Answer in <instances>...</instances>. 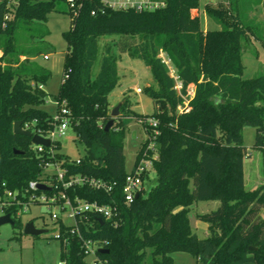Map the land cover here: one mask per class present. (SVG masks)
Masks as SVG:
<instances>
[{
    "label": "trees",
    "instance_id": "1",
    "mask_svg": "<svg viewBox=\"0 0 264 264\" xmlns=\"http://www.w3.org/2000/svg\"><path fill=\"white\" fill-rule=\"evenodd\" d=\"M58 1L18 0L14 6H8L7 0L0 2V198L7 191L20 194L51 161L49 148L39 153L31 138L14 133L16 122L37 119L48 128L51 120L41 109L43 86L51 72L31 62L41 52L18 46L16 30L46 22L57 12ZM153 1L165 5L139 12L113 9L103 0H76L74 8L69 4L71 28L63 33L68 45L63 68L66 80L58 92L57 109L63 103L69 109L70 127L87 152L80 163H69L70 157L61 153L62 144L57 142L55 157L65 161L69 174L118 183L111 195L88 187L69 188L65 193L71 200L115 201L120 209L117 226L97 220L89 230L81 225V231L86 238L105 242L109 254L101 256L109 264H177L172 257L176 252L192 255L196 264H264V186L247 190L244 175L245 126L256 129L254 148L261 151L264 168V74L243 78L241 52L248 36L264 42L262 28L249 17L253 5L243 13L238 0H229L233 9L229 18L224 7L206 6L207 15L221 29L205 31L200 0ZM105 36L138 38L132 49L135 58L146 64L158 83L157 90L145 89L156 110L144 118L158 121L159 134L154 139L158 156L153 160L156 184L147 195L143 189L129 204L122 195L128 174L125 132L117 124L106 131L108 98L119 73L118 58L109 45L100 56V39ZM160 51L182 81V95L188 96V87H195L182 114L177 109L185 101L175 90ZM145 127L153 135V129ZM149 143L147 138L135 166ZM152 155L149 151L148 157ZM148 175L143 176V183ZM199 201L221 203L217 210L198 215L208 224L204 239L192 230L189 220L191 206ZM19 208L3 210L14 220V227L23 228L21 218L15 217ZM60 229L65 232L67 228L61 224ZM61 247L62 262L86 264L77 238H72L67 249L62 243Z\"/></svg>",
    "mask_w": 264,
    "mask_h": 264
},
{
    "label": "rangeland",
    "instance_id": "2",
    "mask_svg": "<svg viewBox=\"0 0 264 264\" xmlns=\"http://www.w3.org/2000/svg\"><path fill=\"white\" fill-rule=\"evenodd\" d=\"M4 0H0L2 2ZM18 0H7L8 6L16 5ZM202 6L208 4L212 7L222 6L227 11L229 18L233 12L229 6V0H216L210 3L209 0H200ZM259 3L257 4L256 2ZM240 7H244L243 13L247 12L250 3L253 7L249 17L258 24L264 37V0H238ZM69 0H59L57 12L50 14L46 22H36L30 25H22L16 30L18 46L25 49L39 50L31 62L51 72V77L43 86L45 92V103L41 109L51 116L56 114L58 108L57 96L63 82L64 59L68 49L63 33L71 28V17L67 14ZM201 24L206 28L204 16L201 17ZM221 26L213 22L208 27L216 30ZM48 33V34H47ZM47 34V35H45ZM264 39V38H263ZM140 42L138 38L102 37L100 39V56L106 52L109 45L111 53L118 58L119 82L109 95V114L112 119V111L118 107V115L114 118L113 127L117 124L125 132L124 155L127 172L135 169V161L143 144L148 138V131L144 124L145 116H151L156 110L155 101L145 92L148 87L158 89V83L153 77L151 70L138 58H135L133 48ZM126 48H129L127 50ZM125 50V52H122ZM242 59L244 65L243 78L250 79L264 74V42L257 41L253 36H248L241 45ZM0 53L1 49H0ZM25 58L23 57L22 60ZM100 61L93 69L98 74ZM174 69V67H172ZM136 89H141L137 93ZM158 106V105H157ZM168 113H172L167 108ZM136 114L142 115L139 119ZM244 147L247 151L245 157L244 175L245 187L252 191L264 186L263 156L260 150L254 148L256 129L252 126H245L243 130ZM62 150L71 160H77L86 154V148L77 139V135L70 127L65 136L61 139ZM52 168L49 169L51 171ZM148 179L144 181V190L148 192L156 184V173L152 165H149L147 172ZM220 201H199L195 202L189 212V220L192 230L199 238L208 236V224L198 218L200 214L210 213L220 207ZM59 209L39 205L32 206L21 215L23 228L14 227L11 224L0 226V264H61L62 247L56 239L57 229L52 221V213ZM5 215L0 202V217ZM264 217V209L262 211ZM28 222H33L37 229L46 232L39 236L24 233V227ZM69 223L70 220L67 219ZM177 264H196V259L184 252L172 254ZM201 264V263H199Z\"/></svg>",
    "mask_w": 264,
    "mask_h": 264
},
{
    "label": "built area",
    "instance_id": "3",
    "mask_svg": "<svg viewBox=\"0 0 264 264\" xmlns=\"http://www.w3.org/2000/svg\"><path fill=\"white\" fill-rule=\"evenodd\" d=\"M211 1L214 2L215 0ZM103 2L113 9H134L139 12L153 11L165 5L163 2L153 0H103ZM69 4L72 8L76 7V0H69ZM159 57L175 80V90L185 101V104L179 106L177 109L178 114H182L194 97L195 87H188V96L182 95L183 83L177 76L176 70L172 68L171 61L163 51H160ZM64 80H66V77H63ZM136 92L141 93L142 91L141 89H136ZM144 122L149 128L153 129V135H148L150 143L144 150L141 160L137 166H134L135 169L132 172H128L125 178L122 195L126 204L132 203L136 195L143 191V176L147 174L149 165L153 166V160L157 159L158 156L157 145L154 141L159 134L157 131L158 121L154 118H148ZM21 128L24 131L30 132L32 136L38 135L50 141L49 147L33 142L32 145L33 149L39 153H43L46 148H49L51 161L44 164L43 173L36 180L30 181L26 189L20 194L7 191L4 197L0 198L2 208L19 206L20 208L15 214L16 218H21V215L32 206L45 204L59 209L58 213H52L51 218L57 229L56 239L63 244L65 249L71 245L72 238H77L80 242L86 264H109V261L104 259L101 256L102 254L99 253L100 249H106L105 242L86 238L81 231V225L89 230L95 227L97 220H104L117 226L120 219L119 205L115 201L105 204L98 201L89 202L80 198L71 200L65 191L73 187H88L111 195L118 187V183L88 175L69 174V170L63 166L65 161H58L56 159V143H61V139L65 136L68 128H70V111L64 103L57 109L56 114L51 116L48 128H45V125H40L37 119L23 123ZM149 151L153 152L152 158L148 157ZM81 158L77 160L70 159L68 162L80 163ZM50 168H52L51 171H49ZM40 184L46 186L49 190L39 189ZM67 219L70 220L69 223ZM61 224L67 228L65 232H61ZM61 264H65V262H61Z\"/></svg>",
    "mask_w": 264,
    "mask_h": 264
},
{
    "label": "water",
    "instance_id": "4",
    "mask_svg": "<svg viewBox=\"0 0 264 264\" xmlns=\"http://www.w3.org/2000/svg\"><path fill=\"white\" fill-rule=\"evenodd\" d=\"M120 106H121V104L112 111V114H111L112 119L106 125V131H109L110 128L113 126L114 118L117 117ZM21 127H22V122H16L14 124V133L31 138L32 142L35 144L43 145L45 147L50 146L51 143L49 140L44 139L38 135L32 136V134L30 132L24 131ZM16 153H19V151H16ZM39 189L49 190V188H47L46 186L41 185V184L39 185ZM136 198H139V194L136 195ZM3 224H11L13 226L15 225V222L11 218L10 214H5L3 217H0V226ZM45 232H46L45 230L37 229L33 222H28L24 227V233L29 234V235L39 236V235L44 234ZM250 249L254 250L255 248L251 247ZM99 253L102 255H106V254H109V250L108 249H100Z\"/></svg>",
    "mask_w": 264,
    "mask_h": 264
},
{
    "label": "crops",
    "instance_id": "5",
    "mask_svg": "<svg viewBox=\"0 0 264 264\" xmlns=\"http://www.w3.org/2000/svg\"><path fill=\"white\" fill-rule=\"evenodd\" d=\"M216 1V0H215ZM214 1V2H215ZM209 2L210 3H214V2H212L211 0H209ZM200 6H201V9H200V14H201V17H202V15L204 16V19H205V22H206V28H203L205 31H207V30H212V29H209L208 27L210 26V24L212 23V21L213 22H215L213 19H211L208 15H207V13H206V11H205V9H206V6H210V5H208V4H205V5H203L202 6V4H201V1H200ZM216 7H218V6H216ZM218 25V24H217ZM219 26V25H218ZM221 29V27L219 28V29H216V30H220ZM244 166H245V163H244Z\"/></svg>",
    "mask_w": 264,
    "mask_h": 264
}]
</instances>
